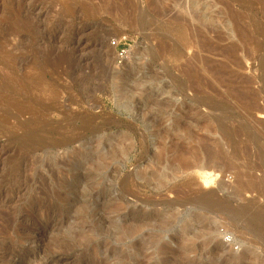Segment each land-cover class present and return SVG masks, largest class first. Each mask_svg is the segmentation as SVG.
<instances>
[{
  "label": "rangeland",
  "instance_id": "rangeland-1",
  "mask_svg": "<svg viewBox=\"0 0 264 264\" xmlns=\"http://www.w3.org/2000/svg\"><path fill=\"white\" fill-rule=\"evenodd\" d=\"M0 264H264V0H0Z\"/></svg>",
  "mask_w": 264,
  "mask_h": 264
},
{
  "label": "built area",
  "instance_id": "built-area-1",
  "mask_svg": "<svg viewBox=\"0 0 264 264\" xmlns=\"http://www.w3.org/2000/svg\"><path fill=\"white\" fill-rule=\"evenodd\" d=\"M114 44H115L116 46H119V43H117V42H115ZM124 53H125V51H124V50H122V52H120L121 56H123V55H124Z\"/></svg>",
  "mask_w": 264,
  "mask_h": 264
},
{
  "label": "bare ground",
  "instance_id": "bare-ground-1",
  "mask_svg": "<svg viewBox=\"0 0 264 264\" xmlns=\"http://www.w3.org/2000/svg\"><path fill=\"white\" fill-rule=\"evenodd\" d=\"M118 55V54H117ZM121 55H119V58H122V57H120Z\"/></svg>",
  "mask_w": 264,
  "mask_h": 264
}]
</instances>
